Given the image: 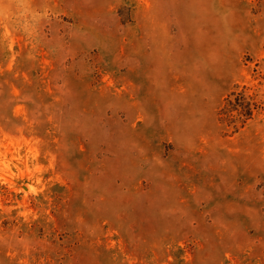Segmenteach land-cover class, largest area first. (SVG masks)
Listing matches in <instances>:
<instances>
[{
  "label": "rangeland",
  "instance_id": "obj_1",
  "mask_svg": "<svg viewBox=\"0 0 264 264\" xmlns=\"http://www.w3.org/2000/svg\"><path fill=\"white\" fill-rule=\"evenodd\" d=\"M0 264H264V0H0Z\"/></svg>",
  "mask_w": 264,
  "mask_h": 264
},
{
  "label": "trees",
  "instance_id": "obj_2",
  "mask_svg": "<svg viewBox=\"0 0 264 264\" xmlns=\"http://www.w3.org/2000/svg\"><path fill=\"white\" fill-rule=\"evenodd\" d=\"M231 96L236 97L238 104L244 103L246 106L245 112L241 113L242 115H245V118L238 121L241 123V125L238 126L237 123L235 125V129L238 131V129L241 127H244L247 124V120L252 117L256 104L253 102L254 95L249 94L246 88L239 90V91H233L231 93ZM225 101L229 102L230 99L226 98ZM219 114H220L221 122L226 123V122L230 121L229 117H228L229 116V110H228L226 105H223L220 108ZM232 121H234V120H232Z\"/></svg>",
  "mask_w": 264,
  "mask_h": 264
}]
</instances>
